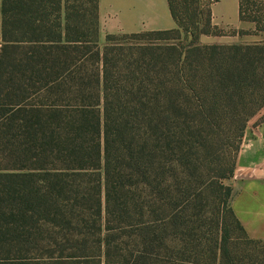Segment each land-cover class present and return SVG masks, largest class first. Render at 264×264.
I'll return each instance as SVG.
<instances>
[{
  "label": "trees",
  "instance_id": "trees-1",
  "mask_svg": "<svg viewBox=\"0 0 264 264\" xmlns=\"http://www.w3.org/2000/svg\"><path fill=\"white\" fill-rule=\"evenodd\" d=\"M257 1L240 18L264 31ZM168 3L176 29L101 47L99 0H0V264H190L186 158L205 130L235 135L233 174L264 44L203 45L236 32L202 0ZM169 35L191 39L120 42Z\"/></svg>",
  "mask_w": 264,
  "mask_h": 264
},
{
  "label": "crops",
  "instance_id": "crops-1",
  "mask_svg": "<svg viewBox=\"0 0 264 264\" xmlns=\"http://www.w3.org/2000/svg\"><path fill=\"white\" fill-rule=\"evenodd\" d=\"M208 3L214 26L235 35L202 36L206 45L264 44V31L240 18V0H202ZM169 0H99L100 33L133 34L176 29ZM264 108L246 127L230 180L231 208L252 240L264 242Z\"/></svg>",
  "mask_w": 264,
  "mask_h": 264
},
{
  "label": "rangeland",
  "instance_id": "rangeland-1",
  "mask_svg": "<svg viewBox=\"0 0 264 264\" xmlns=\"http://www.w3.org/2000/svg\"><path fill=\"white\" fill-rule=\"evenodd\" d=\"M254 5L264 9V0L257 1ZM199 6L204 9L201 5L195 7ZM106 36L99 34L101 47L106 43ZM164 38L162 41L146 37L120 42L127 44L126 46L151 43L186 46L191 39H186L185 35L182 38L177 35ZM201 38L200 43L203 44ZM235 142V135H217L205 130L194 140V146L186 158L185 165L191 174L190 210L187 215V220L191 221V229L184 237L189 242L185 258L190 264H264V243L250 242L227 213L232 199V195L228 197L227 188H231ZM182 207L178 206V210H182ZM178 236L181 237V233ZM224 243L225 252H221L220 246H224ZM216 246L217 257H214ZM173 258L177 260V257Z\"/></svg>",
  "mask_w": 264,
  "mask_h": 264
}]
</instances>
